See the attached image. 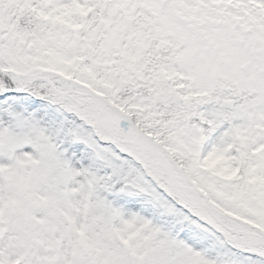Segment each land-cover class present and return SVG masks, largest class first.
I'll list each match as a JSON object with an SVG mask.
<instances>
[{"label": "snow or ice", "instance_id": "1", "mask_svg": "<svg viewBox=\"0 0 264 264\" xmlns=\"http://www.w3.org/2000/svg\"><path fill=\"white\" fill-rule=\"evenodd\" d=\"M0 264H264V0H0Z\"/></svg>", "mask_w": 264, "mask_h": 264}]
</instances>
